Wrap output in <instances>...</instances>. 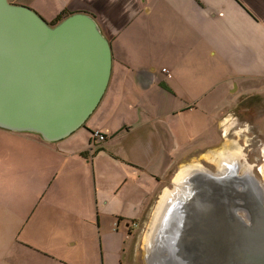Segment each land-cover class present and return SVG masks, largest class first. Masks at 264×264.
Listing matches in <instances>:
<instances>
[{
  "label": "crops",
  "instance_id": "obj_1",
  "mask_svg": "<svg viewBox=\"0 0 264 264\" xmlns=\"http://www.w3.org/2000/svg\"><path fill=\"white\" fill-rule=\"evenodd\" d=\"M55 1L33 0V8L41 16L47 11L49 23L64 11L77 13L71 12L75 7L86 10L112 44L110 81L88 120L89 141L96 130L106 140L96 139L105 144L93 153L89 143L70 142L74 134L50 143L37 134L0 129L6 157L1 163H10L17 182L29 191L26 198L20 192L15 197L5 194L8 206L13 204L9 198L16 202L13 212H7L20 229L39 228L36 217L44 204L60 218L55 229L65 230L66 215L117 214L126 192L129 199L141 197L131 205H141L146 214L156 194L181 170L183 144L211 129L216 136V120L236 111L231 102L218 106V88L228 82L229 89L236 85L235 95L249 96L253 92L247 93L248 83L264 80V0H71L77 1L71 10L64 0L59 7ZM170 19L175 20V30L165 24ZM218 70L232 73L217 80ZM201 72H208L203 79ZM99 159L109 167L123 165L120 185L113 179L98 180ZM2 179L10 180L5 174ZM129 180L134 186L127 190ZM6 188L3 185L2 192Z\"/></svg>",
  "mask_w": 264,
  "mask_h": 264
},
{
  "label": "water",
  "instance_id": "obj_2",
  "mask_svg": "<svg viewBox=\"0 0 264 264\" xmlns=\"http://www.w3.org/2000/svg\"><path fill=\"white\" fill-rule=\"evenodd\" d=\"M112 66V44L93 15L73 13L53 26L30 7L0 0V129L50 143L70 137L99 106ZM199 175L188 180L194 187L189 203L179 200L163 219L155 217L149 235L159 229L145 249L149 262L264 264V219L249 216L248 224L235 227L211 213L196 189Z\"/></svg>",
  "mask_w": 264,
  "mask_h": 264
},
{
  "label": "rangeland",
  "instance_id": "obj_3",
  "mask_svg": "<svg viewBox=\"0 0 264 264\" xmlns=\"http://www.w3.org/2000/svg\"><path fill=\"white\" fill-rule=\"evenodd\" d=\"M11 1L12 3L15 2L16 4L35 9L33 8V0ZM154 1L158 2L159 0ZM55 2H57V6L59 7L60 0H56ZM76 3L77 1L71 2V0H64V4L70 5L68 6L70 10L72 5H76ZM82 6L83 5H81V7ZM73 11L84 12L86 10L75 7L71 10V12ZM169 11L173 13L174 9L169 8ZM44 15L45 16L42 15L43 18L48 21L47 19H49V17L47 11H44ZM165 22L170 30H175V20L170 19ZM207 73L208 72H201L202 79ZM225 73L232 72L224 70L216 71L215 76L217 80ZM212 74L213 72H211V78ZM248 85L250 87L246 90L247 93L252 91L254 94L261 87H264V80H254L248 83ZM228 86L229 83L226 82L224 87H220L221 89L218 88L215 97L218 106L228 105L230 100H233L234 104H232V106L236 108L235 112H228L224 114V117L219 118V120H221L220 126L227 127L223 128V130L226 129V132H228L235 121L233 119L234 115L232 116L231 113L241 111V106L236 107L235 105V100L240 96L241 92L235 95L232 90H235L236 85L234 84L232 89H229ZM231 92L233 94H231ZM90 124V122H87L85 127L75 132L68 140L71 142L76 139L82 143H89L91 144L93 153L100 152L103 150L102 146L105 142L97 143L91 139L89 141L91 133H89L88 130H90ZM260 125V128L263 129L264 132V120L260 121ZM241 128H243V126H241ZM239 132L238 130L236 133ZM208 135L204 134L201 135V137L193 136L192 142H185L183 144V148L179 155L184 157L185 161L182 164L181 170L178 171L170 181L166 182L164 188L156 194L153 200V206L146 214H143L145 209L142 208L141 205H137L138 209H134L131 205V203L134 202L138 204L141 201V197L136 200L129 199L127 193L122 192L120 197L122 206L117 214L106 216L103 214L99 215L98 212H96L95 214L86 213L70 217L66 215L62 218V222L65 223V230L59 228L55 229L58 225L56 223L60 222L58 220L60 218L57 219L56 217L58 216L49 213L50 208L44 204L41 205L42 214L36 217V222L40 223L39 228L26 225V228L20 229V225L13 223L15 218H13L12 214L7 212V209H9L11 213L13 212V204L16 203L15 198H9L13 204L8 206L3 196L9 193L10 196L15 197L17 192H20L26 198L29 196V191H27L25 187H21L17 182V178H15L16 172L11 168L10 163L6 167L2 165L1 162L6 157H2L0 146V264H145L143 258L146 257L145 249L147 238L165 195L175 190L176 185L180 184L190 172L213 170L216 167L215 159L218 158L217 154L225 153V151H239L241 147L245 146V144L242 143L243 141L239 140V136H229L227 139L223 138L221 144L218 146L205 150L206 145L212 146V144L217 141V136H214L212 129ZM2 142L4 143L5 139H3ZM2 142L0 141V143ZM6 142H9V140H6ZM232 143L236 144L238 149L234 148ZM12 157L13 156L7 158L11 160ZM129 165L133 166V168H138L132 164ZM196 166H200L201 168ZM1 167L6 168L5 172ZM123 168L122 164L121 169H118L116 165L109 167L105 161L99 159L96 164L98 180H100V177L106 178L107 181L113 179L115 185H120L125 177L122 173L124 170ZM106 170L111 172L110 175L106 173ZM126 171H128L127 168L124 172ZM4 174L9 176V181H3L2 176H4ZM112 175L114 177H112ZM131 181L132 180H129L124 184L127 190L134 186L131 185ZM3 185H7V188L6 191L2 192L1 188ZM94 187H96V183H94ZM136 194L140 193L137 191ZM15 210L16 212L19 210L18 206ZM10 222L11 224H9ZM126 223L131 225L129 231L128 229L126 230ZM127 235H131L130 239H127ZM123 248H125V253L122 252Z\"/></svg>",
  "mask_w": 264,
  "mask_h": 264
},
{
  "label": "flooded vegetation",
  "instance_id": "obj_4",
  "mask_svg": "<svg viewBox=\"0 0 264 264\" xmlns=\"http://www.w3.org/2000/svg\"><path fill=\"white\" fill-rule=\"evenodd\" d=\"M230 102L234 104L233 100ZM235 105L241 106V111L231 113L235 121L228 132L223 130L227 127L220 126L221 120H216L217 141L210 148L218 146L223 138L229 136H239L245 146L236 152V160L231 161L233 163L226 171L219 172L216 163L213 170H199L201 175L196 179V189L202 194V204H208L211 213L223 214L225 221L230 220L231 225L237 227L239 221L248 224L249 216L264 219V132L260 128V121L264 120V87L252 95H240ZM238 130L240 132L236 133ZM232 146L238 149L236 144L232 143ZM181 210L183 212L177 209L182 216L185 210ZM125 225L129 231L131 226L129 223ZM126 237L130 239L131 235ZM148 259L144 257V263L152 264Z\"/></svg>",
  "mask_w": 264,
  "mask_h": 264
},
{
  "label": "bare ground",
  "instance_id": "obj_5",
  "mask_svg": "<svg viewBox=\"0 0 264 264\" xmlns=\"http://www.w3.org/2000/svg\"><path fill=\"white\" fill-rule=\"evenodd\" d=\"M236 152L237 151H235V153L225 151V153L223 152V153L217 154L218 158L215 159V162H216V165H218L219 172H223L224 170L226 171V169L230 166V164L233 163L231 161L236 160V157H235V155L237 154ZM230 156H233V157H230ZM227 157H229V158H227ZM196 167H200V166H196ZM191 176H192V172H190L187 175V177H185L182 181L179 180L181 182L179 184L180 186L178 189H176L173 192L170 191L165 195V197L163 198L161 205H160V206H162V209H161L160 213L159 212L156 213V216H155L156 218H158L160 216V220L163 219L166 216L168 208L172 204H174L175 202L180 200L181 203L183 202L186 204L192 200V198L194 196V187H193V185L188 184V180L191 178ZM157 229H159L158 225L155 226L154 229H152L151 234L147 238V244L146 245L150 246V244L153 241V238H154V235H155Z\"/></svg>",
  "mask_w": 264,
  "mask_h": 264
},
{
  "label": "trees",
  "instance_id": "obj_6",
  "mask_svg": "<svg viewBox=\"0 0 264 264\" xmlns=\"http://www.w3.org/2000/svg\"><path fill=\"white\" fill-rule=\"evenodd\" d=\"M71 14L72 13H70V12L64 11V12L60 13L55 20L50 22V24L55 26V25L59 24L61 21H63L65 18L70 16ZM92 133H94V132H92ZM38 136L42 139V137L40 135H38ZM91 140L96 141V138L94 136H92Z\"/></svg>",
  "mask_w": 264,
  "mask_h": 264
},
{
  "label": "built area",
  "instance_id": "obj_7",
  "mask_svg": "<svg viewBox=\"0 0 264 264\" xmlns=\"http://www.w3.org/2000/svg\"><path fill=\"white\" fill-rule=\"evenodd\" d=\"M163 71L166 72V69H164ZM93 136H94L97 140H99V141H104V140H106V135L103 134V133H101V132L98 131V130L94 131Z\"/></svg>",
  "mask_w": 264,
  "mask_h": 264
}]
</instances>
